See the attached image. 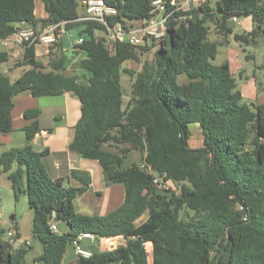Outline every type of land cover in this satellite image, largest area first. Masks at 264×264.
Listing matches in <instances>:
<instances>
[{"label": "trees", "instance_id": "1", "mask_svg": "<svg viewBox=\"0 0 264 264\" xmlns=\"http://www.w3.org/2000/svg\"><path fill=\"white\" fill-rule=\"evenodd\" d=\"M104 1L117 9L106 18L108 25H125L149 18L153 0ZM42 3L46 16L40 18L35 0H0V39L21 22L35 29L64 22L67 31L82 26V42L73 44L70 54L61 40L49 45V53L61 51L49 66L36 56L35 43L23 44L14 64L24 68L20 75L12 81L0 70V133L12 130L16 94L73 93L80 115L68 149L98 160L105 184L124 186V200L105 215L78 212L73 201L89 187L90 176L72 170L70 177L81 183L77 187L50 177L43 163L47 149L37 151L32 144L41 130L40 110H26L24 116L32 121L23 128L25 144L1 152L0 165L9 172L15 198L27 197L34 214L32 234L42 252L26 262L29 245L14 248L18 233L4 239L0 229V264H63L68 246L82 232L96 239L118 236L119 243L114 250L77 255L75 264H149L148 242L153 264H264V103L242 102L228 62L212 61L222 40L208 39L210 23L224 37L231 33L228 21L234 16H250L254 22L252 31L234 34L236 41L264 36L259 0L206 1L189 12L191 17L170 21L152 59L135 71L123 63H140V50L150 44L107 41L105 26L78 19L83 0ZM76 56L82 73H68ZM8 57L1 51L0 64ZM124 72L132 76L126 101ZM191 123L201 128L198 148L188 143ZM132 150L143 153L141 162L151 172L140 163L124 165ZM52 214L65 228L50 229Z\"/></svg>", "mask_w": 264, "mask_h": 264}, {"label": "crops", "instance_id": "2", "mask_svg": "<svg viewBox=\"0 0 264 264\" xmlns=\"http://www.w3.org/2000/svg\"><path fill=\"white\" fill-rule=\"evenodd\" d=\"M259 3L264 6V1ZM35 13L38 17L43 18L46 16V12L44 10V6L42 0L37 2L35 0ZM241 23L236 24L238 26V33H248L253 30L254 22L250 16L240 18ZM79 28V37H83L81 34L82 26ZM237 32H232L230 35H234ZM229 35V37H231ZM64 37L61 39L62 49L63 51L67 52V49L64 47ZM228 40V39H227ZM226 42H229L226 41ZM1 51H6L9 54L8 61L3 62L0 64V70L6 74H8L12 81H14L20 73L23 71V67H14L13 63L21 57L23 53V45H19L13 42H9L7 45H3L1 42ZM74 44V42H73ZM35 53L38 59L43 61L45 55L49 53V45L43 43H36L35 45ZM73 46V45H72ZM72 46L70 50L72 49ZM80 56V55H78ZM76 56V58H78ZM248 57H252L251 54H248ZM227 61L230 67V71L235 77V74H238L239 77H246L243 85L241 86V95L242 98L245 99L246 91L245 87L250 85V93L248 94V100L251 103L261 104L264 103V63L258 65L259 72L258 74H262V79L259 78L256 74V71L253 77H247L245 73L243 74L245 67L241 63L236 67L232 68L229 59L221 60L220 63ZM261 69V70H260ZM75 73H82L81 69L75 71ZM58 96L63 97L64 102V112L61 114L53 113V124L51 127L47 129H43L40 125V132L36 133L34 139L32 140V144L34 149L37 151H42L47 149V154L43 159V163L46 167V170L50 177L53 179L60 178L63 180L66 186H79L81 183L75 179L71 178V171L72 170H80L87 172L90 176L91 182L89 187L81 194L77 195L73 201V204L76 210L80 213L87 214V215H105L109 213L111 210L119 206L124 200V186L119 183H114L110 185H106L104 182V177L102 173V168L98 160L96 159H89L82 156L79 153L74 151H70L68 149V144L73 137L74 125L79 118L80 115V103L78 98L71 92H65ZM43 97V96H42ZM247 98V97H246ZM39 102L40 97L33 96L30 91H23L16 94L13 97V108L11 111L12 117V130L6 133H0V144L3 142H7L11 144L12 147L14 142V132L15 131H23V128L28 125L32 119H27L24 116V113L28 109H39ZM70 106L73 108L70 109ZM72 110V114H71ZM39 121V116L36 118ZM200 128V126H198ZM197 127V128H198ZM201 129V128H200ZM191 136V132H190ZM190 136L188 139L189 146L190 145ZM203 139V136H202ZM203 142V140H202ZM19 144V143H17ZM25 142L21 145L23 146ZM17 146V147H21ZM10 147V148H12ZM200 147V146H199ZM198 148V147H192ZM7 150V149H5ZM2 150L1 152H3ZM0 152V154H1ZM130 156V152L128 153ZM143 156L142 152H139V160L137 163H141V157ZM91 191L95 193L93 196L89 194ZM3 216V212L0 213V217ZM14 219V217H13ZM6 221H2V223ZM59 223H57L58 229L60 228ZM0 229H2L0 227ZM3 230V229H2ZM15 233H18V238H16L13 242L14 248L24 247L25 241L20 237V232L18 229L15 230ZM90 240V239H83L82 241ZM29 241V252L33 249V243ZM83 248V247H82ZM85 249V248H84ZM88 250V249H87ZM29 252L27 254H29ZM41 250H38L35 255H32L31 261L32 262L37 256L41 254ZM74 257L69 254L68 256H64L63 264H75V260L77 255L73 250Z\"/></svg>", "mask_w": 264, "mask_h": 264}, {"label": "rangeland", "instance_id": "3", "mask_svg": "<svg viewBox=\"0 0 264 264\" xmlns=\"http://www.w3.org/2000/svg\"><path fill=\"white\" fill-rule=\"evenodd\" d=\"M41 0H37V2H40ZM209 1V4L213 5L215 0H206ZM260 2L264 0H259ZM228 26L232 28V32L238 33V26L235 25L231 20L228 21ZM210 34L208 35V39L211 41L214 40H222V44L218 45V52L216 54V57L212 60L214 64H220V61L223 59H229V62L233 67H236L240 63L244 65L245 70L243 74L247 75V77H253L254 79V72L256 71V74H258L259 69L257 68L258 65L264 63V36L257 34L253 39L249 38L248 41H236L234 39V35H230V33L227 34L226 37L224 35L217 33V30L215 29L214 25L210 23ZM231 32V33H232ZM98 35H102V33L98 32ZM229 35L231 37H229ZM79 37V28L73 27L71 28L65 35H64V47L67 49V54H70V48L73 45V42H75ZM229 42H226L228 41ZM0 44V49H1ZM155 49L148 48L147 50H140V63L135 61H126L123 63V67L135 71L138 70L141 67V64L144 61H150L153 57V52ZM55 52V54L53 53ZM61 54V51L59 49H55V51H52V53H48L44 56L43 62L46 66H49V62L52 58L58 56ZM248 54H251L252 57H248ZM71 64L68 66V73H73L79 68H77V60L76 57H71ZM14 65V63H13ZM15 67V65H14ZM261 70V69H260ZM264 72V71H263ZM262 79V74L258 76ZM236 82H237V88L241 91V86L243 85L246 77L244 75L242 77H239L238 74H235ZM122 83L125 91V101L128 98V94L130 91V86L132 83V76L128 72H124L122 75ZM250 85L245 87V99L242 98V102L251 103L248 100V94L250 93ZM247 97V98H246ZM64 102L62 96H40V102H39V124L43 129H47L48 127H51L53 124V118L52 114L57 113L61 114L64 112ZM73 107L70 106V109ZM72 114V110H71ZM199 125L197 123H191L189 125V129L191 132L190 136V145L192 147H199L202 145V132L201 129L198 127ZM198 127V128H197ZM14 143L13 146H21L25 142V133L15 131L14 133ZM19 143V144H17ZM11 144H8L7 142H3L0 144V152L5 149H9ZM111 150H115V148H111ZM139 160V152L136 150L130 151V156H126L124 158V165L129 166L132 163H137ZM16 168V164L13 166L12 169ZM7 171L2 170V166L0 165V213L3 212V216L0 217V227L3 229L2 237L4 239H9L7 235L8 231H14L16 229L20 232V237L24 240H30V242L33 243V249L29 252V254L26 255L25 260L26 262L31 261L32 255H35L38 250L42 251L41 243L33 237L32 234V219H33V211L29 208L27 203V197L24 193L20 194L17 198H15L11 183L8 178ZM120 184V183H119ZM26 181L25 179L22 181V186L25 187ZM89 194H92L93 196L95 193L91 191ZM192 214V212H190ZM14 216V219L11 217ZM141 220V219H140ZM139 220V221H140ZM2 221H6L5 224ZM60 228H65V225L62 223L60 225ZM81 246L85 249H88L89 251H99L101 250V244L98 240H85L80 242ZM25 246V245H24ZM147 250L150 253L149 254V264H153L152 256H151V250L152 245L150 242L146 244ZM74 247L73 245H69L68 249L65 253V256H68L71 254V256H75L73 253Z\"/></svg>", "mask_w": 264, "mask_h": 264}, {"label": "built area", "instance_id": "4", "mask_svg": "<svg viewBox=\"0 0 264 264\" xmlns=\"http://www.w3.org/2000/svg\"><path fill=\"white\" fill-rule=\"evenodd\" d=\"M206 0H153L150 16L146 20L128 21L127 24L116 23L108 25L107 17L117 14L116 7L107 4L104 0H83V6L79 14V20H94L105 26L103 31L107 41L111 43L128 44L131 46H139L150 44L151 49H157L161 40L165 37L170 21L180 23L185 17H191L189 12L196 7L204 4ZM184 12V14H178ZM236 24H240L239 17L231 19ZM65 23L59 22L42 26L38 29L33 28L30 24L21 22L17 28L6 38L0 39L3 45L13 42L19 45L27 43H43L53 45L60 41L68 32L65 29ZM97 33V31H95ZM82 42V38H78L74 44ZM140 168L146 172H151L150 165L143 162ZM153 182L158 184V179L154 178ZM50 229L54 232L58 231L57 222L54 214L49 220ZM7 235L13 237L14 231H8ZM98 240L103 250H114L118 243L119 237H107L96 239L95 236L88 232L80 233L73 239L72 245L76 255L88 257L91 252L82 248L80 242L83 239ZM25 245H29L26 240ZM147 249V247H146ZM148 251V250H147Z\"/></svg>", "mask_w": 264, "mask_h": 264}, {"label": "water", "instance_id": "5", "mask_svg": "<svg viewBox=\"0 0 264 264\" xmlns=\"http://www.w3.org/2000/svg\"><path fill=\"white\" fill-rule=\"evenodd\" d=\"M14 216H12L11 218L13 219Z\"/></svg>", "mask_w": 264, "mask_h": 264}]
</instances>
